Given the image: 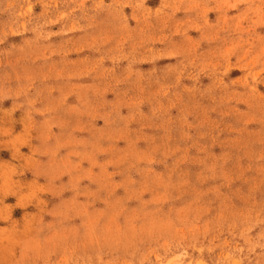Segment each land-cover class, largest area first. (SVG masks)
I'll use <instances>...</instances> for the list:
<instances>
[{
	"label": "rangeland",
	"instance_id": "rangeland-1",
	"mask_svg": "<svg viewBox=\"0 0 264 264\" xmlns=\"http://www.w3.org/2000/svg\"><path fill=\"white\" fill-rule=\"evenodd\" d=\"M0 264H264V0H0Z\"/></svg>",
	"mask_w": 264,
	"mask_h": 264
}]
</instances>
